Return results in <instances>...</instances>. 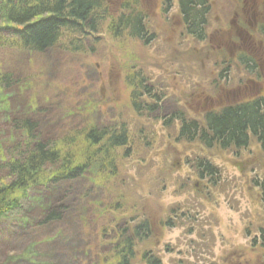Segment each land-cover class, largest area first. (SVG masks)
Listing matches in <instances>:
<instances>
[{"label": "rangeland", "instance_id": "1", "mask_svg": "<svg viewBox=\"0 0 264 264\" xmlns=\"http://www.w3.org/2000/svg\"><path fill=\"white\" fill-rule=\"evenodd\" d=\"M216 1L207 16L209 23L227 20L236 5L231 0ZM107 4L110 17L97 37L93 36L98 41L84 40L93 51L73 52L57 44L37 52L0 43V81L7 74L14 81L9 89L0 87L2 129L14 119L30 118L38 122L43 141L59 142L86 127L118 122H127L131 131L129 149L119 148L114 154L120 174L111 178L110 187L97 186V176L89 175L35 187L21 214L0 220L2 230L11 233L0 235V264H99L110 255L119 230L125 228L136 207L150 210L154 234L147 243L163 264L183 258L195 264H214L213 260L225 264L238 253L249 256L254 264H264L260 235L264 230L251 234L246 230L250 218L264 226V190L252 183L254 169L264 178V152L257 142L253 140L242 151L210 150L178 140L179 119L162 127L165 118L175 112L185 111L188 119L203 121L209 110H219L242 97V76L238 63L233 66L238 54L228 47L216 52L214 42H195L182 33V27L174 24L181 17L178 0H107ZM124 4L143 12L152 39L135 37L129 28L118 35L111 31L114 19L130 13L122 8ZM141 68L159 92L165 90L158 111L144 121L131 108L134 89L127 80V75ZM5 134L14 136L15 132ZM79 149L76 146L74 153H80ZM198 155L208 156L221 170V186L209 198L200 197L194 185L178 194L181 179L188 174L194 179L192 172L196 175L187 158ZM98 170H94L97 175ZM59 204L66 207L61 221L40 224L41 206ZM174 205L178 213L188 208L186 213L196 220L173 215L179 223L167 226ZM255 207L259 213L250 217ZM36 208L38 213L32 214ZM190 228L194 233H189ZM19 229L31 244L15 241L12 231Z\"/></svg>", "mask_w": 264, "mask_h": 264}, {"label": "trees", "instance_id": "2", "mask_svg": "<svg viewBox=\"0 0 264 264\" xmlns=\"http://www.w3.org/2000/svg\"><path fill=\"white\" fill-rule=\"evenodd\" d=\"M198 4L199 0H181L190 30L201 33L202 26L199 24L203 21V15L198 9ZM131 5L124 4L123 7L129 9ZM107 6V0H0V43L37 52H45L57 44L73 52L93 51V46L87 47L84 40L97 37L101 32L102 23L108 15L110 17ZM129 11V14L122 13L119 18L113 20L112 24L116 23L111 31L118 35L125 28H129L133 36L145 37L146 29L141 17L135 9ZM141 70L143 69L131 72L127 75V80L134 89L131 94V108L137 118L144 121L158 111L164 91L159 92L146 73L141 75ZM13 83L10 74L3 75L0 87L9 89ZM187 115L185 111L175 112L165 118L162 127L172 125L174 120L179 119L178 140L198 143L210 150L219 147L235 151L247 149L255 140L264 152L262 98L230 103L219 110L208 111L203 121L192 117L188 119ZM10 124L11 126L5 129L0 127V220L21 214L26 199L35 187L53 185L61 181L72 182L87 175L97 176V186L110 187L111 178L114 179L120 174L114 154L119 148L128 150L131 144V131L127 122L101 128L86 127L79 131L80 134L75 132L61 142L43 141L37 128L38 122L30 118H24L23 121L14 119ZM8 131H14L15 135L7 136L5 132ZM147 137L149 136L145 135V139H148ZM78 138L80 141L77 143ZM76 146L80 148L78 154L73 151ZM189 159L191 158H187V163H191L196 175L192 172L194 179L189 174L181 179L178 194L184 193L185 188L194 185L200 197H211L213 190L221 186L220 168L205 155ZM96 168L99 169V175L94 171ZM252 171L255 173L252 183L261 185L264 190V178L261 173H257L258 169L257 172L255 169ZM41 208L43 218L40 224L61 221L66 210V207L60 204L55 207L43 205ZM136 208V213L130 216L125 228L119 230L117 243L110 255L99 264H163L160 256L147 243L154 234L150 210ZM188 210L185 208L178 213V206H172L166 225L179 223L173 215L180 216V220H192L193 216L186 213ZM253 211L250 217L255 216L256 212L259 213L256 207ZM257 217L263 218L261 214ZM259 223L258 221L256 224L250 218L246 225L248 234L264 230L263 224ZM2 228L0 226L2 237L4 234H11ZM189 231L194 233L193 228ZM8 240L5 243H8ZM261 244L264 246V240ZM252 246H256V242ZM231 262L235 264L234 261ZM173 264L195 262L183 258L173 261ZM241 264H246L245 258Z\"/></svg>", "mask_w": 264, "mask_h": 264}, {"label": "flooded vegetation", "instance_id": "3", "mask_svg": "<svg viewBox=\"0 0 264 264\" xmlns=\"http://www.w3.org/2000/svg\"><path fill=\"white\" fill-rule=\"evenodd\" d=\"M215 2L217 3V1ZM231 2L236 5L229 11L227 20H222V23L218 22L211 30H208L207 35L200 39L196 38L195 42H220L232 47L231 50H237L238 58L245 64L248 72L242 70L247 81L240 86V90L262 92L264 81V0H235V2L231 0ZM180 10L183 8L181 7ZM183 17V22L186 23V14ZM174 24L180 28L183 26L181 21ZM250 86L257 87L251 90ZM199 101L202 103L201 98ZM200 102L199 104H201Z\"/></svg>", "mask_w": 264, "mask_h": 264}, {"label": "bare ground", "instance_id": "4", "mask_svg": "<svg viewBox=\"0 0 264 264\" xmlns=\"http://www.w3.org/2000/svg\"><path fill=\"white\" fill-rule=\"evenodd\" d=\"M183 193V192H182ZM181 193V194H182ZM46 199H48L49 200V198H46ZM38 210L39 209H37L36 208V212L34 213V211L32 210V214H37L38 213ZM189 220H191V219H189ZM196 219L195 218H192V221H195ZM175 225H177V224H175ZM175 225H170V227H175ZM21 229H26V228H21ZM21 229H19V230H13L12 231V234H13V236H14V238H15V241L16 242H18L19 241V243L20 244H31V242L29 241V239H28V237H25V233H23L22 231H21ZM29 235V237H33V235L32 234H28ZM16 236V237H15ZM33 245V244H32ZM147 250H149V249H147ZM65 257V256H64ZM55 261H60V258L59 257H55Z\"/></svg>", "mask_w": 264, "mask_h": 264}]
</instances>
